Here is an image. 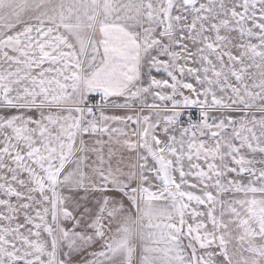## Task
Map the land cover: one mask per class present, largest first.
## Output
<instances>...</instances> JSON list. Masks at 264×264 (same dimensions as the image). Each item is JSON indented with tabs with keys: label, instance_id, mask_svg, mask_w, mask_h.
<instances>
[{
	"label": "snow or ice",
	"instance_id": "6c2138e0",
	"mask_svg": "<svg viewBox=\"0 0 264 264\" xmlns=\"http://www.w3.org/2000/svg\"><path fill=\"white\" fill-rule=\"evenodd\" d=\"M0 264H264V0H0Z\"/></svg>",
	"mask_w": 264,
	"mask_h": 264
}]
</instances>
